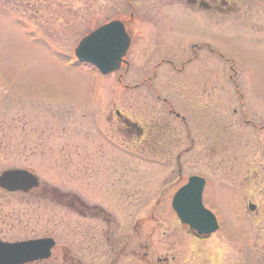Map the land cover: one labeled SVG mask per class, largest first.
<instances>
[{"label": "rangeland", "instance_id": "rangeland-1", "mask_svg": "<svg viewBox=\"0 0 264 264\" xmlns=\"http://www.w3.org/2000/svg\"><path fill=\"white\" fill-rule=\"evenodd\" d=\"M227 1L242 8L224 15L191 8L186 0H0V172L28 169L41 181L28 194L0 193L1 239L46 236L53 218L55 257L67 259L69 248L79 260L80 232L70 243L62 231L79 230L81 221L54 208L41 190L54 184L100 205L97 189L128 183V197L120 190L117 203L101 204L120 235L134 225L131 242L160 246L165 232L178 237L184 264H262L264 34L250 36L242 28L251 24L264 33V0ZM130 8L126 72L121 67L102 76L67 65L87 31L115 18L127 21ZM202 43L206 48L190 62L193 47ZM116 110L140 125L166 120L183 144L169 158L152 156L142 142L125 146L130 138L124 128L112 126ZM191 175L204 177L202 202L219 225L197 243L169 205Z\"/></svg>", "mask_w": 264, "mask_h": 264}, {"label": "flooded vegetation", "instance_id": "flooded-vegetation-1", "mask_svg": "<svg viewBox=\"0 0 264 264\" xmlns=\"http://www.w3.org/2000/svg\"><path fill=\"white\" fill-rule=\"evenodd\" d=\"M189 1L195 6H197L198 4L200 6V4L205 3L206 5H201L200 7L206 9L207 13H217L215 0ZM220 4L227 7V3H225L224 1H221ZM220 9L221 11H223L222 8ZM249 26V28H242L244 32H246L248 35L252 36V34H263V28L256 27V29L253 30L251 29L252 25L250 24ZM247 30L249 31L247 32ZM197 47H193L192 49L193 57L190 59L191 61H195L197 59V50L199 49ZM155 76L156 75L153 72L152 77L154 78ZM150 79V77H147L139 83L144 86V84L148 83V80ZM125 87L127 88L129 86ZM133 87V89H135L141 88L142 86L135 84ZM147 88H149V86H147ZM168 113L172 114L175 118H178V116H175L176 113H172L171 111H168ZM242 116L245 117V112ZM114 117L115 118L113 120L111 119L113 121L112 126H115L117 129H119L120 127L122 129L124 128V133L127 134V137L130 138L128 141H124L125 144L133 143L132 133H134L137 137L141 138V141L144 145V150L145 148L147 150H145L146 152L153 156L166 155L167 134H171V137L173 138L174 133V130H172L169 125H166V120L159 121V123H163L158 124V126L151 123L143 126H138L131 122L129 119L121 117L116 111L114 112ZM180 120L184 121V118L181 117ZM112 131L114 132L113 128ZM114 136H116L118 139V132L117 134L112 133V139L114 138ZM121 137L123 138V136ZM139 142L140 141H137V143ZM168 152H170V150H168ZM39 188L40 187H37L35 190H38ZM94 190L96 191L95 188ZM99 190H102L103 193H101ZM120 190L123 196L128 197L129 192H131L132 188L129 186L128 183H125L124 187H113L112 184L111 186H107V188L103 189L100 187V189H97L96 192L99 194V197L97 199H99L101 203H105L111 207L114 201V203H117L119 199ZM0 193L16 195V193H7L2 189H0ZM41 193H46L47 199L50 201L51 205L54 208L57 207L59 209H66L72 212L74 211V216L79 218V220L81 221V223L79 222V230H71L69 227H66V229L62 232L63 237H65V234L66 236H68V242L70 243L72 233L80 232L79 247L82 251V260L73 259L70 255L71 251L69 248H66V253L68 255L67 259L61 253H59L61 261L57 260V258L55 257V253L58 251V249H55V247L56 245L58 246V244L55 242L56 240L54 239L56 236V225L52 218L51 231L46 236L41 237L52 238L54 240L55 245L54 249L51 250L52 256L50 260L46 262V264H56V262H60V264H72L71 260H75L76 264H178V259L181 260V264L185 263V261H183L184 258L181 259L180 257L182 256L176 251V249H178L179 247L177 246V241L179 242L178 237H173L172 235H167L165 232H162L159 236V240L163 239L160 246H156L150 241L142 242L137 240L136 243L131 242L132 238L135 237L134 225H131V230L125 235H120L118 223L116 222L115 217L106 208H104L103 205L100 204L99 206L97 204H90L85 199L78 197L75 193L57 189L55 186H49L46 189H42ZM71 202H73L75 205ZM78 202L80 203V207H77ZM87 210L94 213L89 214ZM126 227V230H128L130 226L126 225ZM185 235L191 237V243L202 242L204 240L209 239V237L207 239L197 238L186 230ZM38 238L40 237L26 238L25 240H33ZM25 240L20 239L8 241L0 238V242L6 243H15ZM156 251L162 252V254H158ZM169 252L170 255L168 254ZM153 253L155 255H153ZM52 261L54 263H52Z\"/></svg>", "mask_w": 264, "mask_h": 264}, {"label": "water", "instance_id": "water-1", "mask_svg": "<svg viewBox=\"0 0 264 264\" xmlns=\"http://www.w3.org/2000/svg\"><path fill=\"white\" fill-rule=\"evenodd\" d=\"M129 37L120 21L106 23L84 36L74 49L77 62L90 66L101 74L119 69L129 46ZM38 180L25 170L12 169L0 174V189L7 192L27 191L37 187ZM204 179L190 176L171 199V209L181 225L197 236H208L218 229L214 215L202 204ZM254 205L248 204L253 211ZM54 245L51 239L20 243L0 242V264H26L45 260Z\"/></svg>", "mask_w": 264, "mask_h": 264}, {"label": "trees", "instance_id": "trees-1", "mask_svg": "<svg viewBox=\"0 0 264 264\" xmlns=\"http://www.w3.org/2000/svg\"><path fill=\"white\" fill-rule=\"evenodd\" d=\"M235 3H237V2H234V5H233V6H232V5H229L230 8L227 9V12H229V13H230V12H234V11L237 10V8L242 7V6H238V5L235 4ZM92 29H93V28H92ZM89 31H90V30H89ZM89 31H87V32H89ZM87 32H86V33H87ZM86 33H85V34H86ZM223 131H224V130H223ZM224 133H225V131H224ZM222 136H223V139H224V140L227 139L226 134H223ZM222 136H221V137H222ZM173 143H175V145H178V144H179V140H177V141H170V138H169V140H168V142H167V149L169 148L168 150H170V148H171L170 146H171ZM167 153H168V151H167ZM167 158H169V157L167 156ZM74 205H75V204H74ZM79 205H80V203L78 202V203H77V207H80ZM262 259H264V257H263ZM262 264H264V260H263Z\"/></svg>", "mask_w": 264, "mask_h": 264}]
</instances>
